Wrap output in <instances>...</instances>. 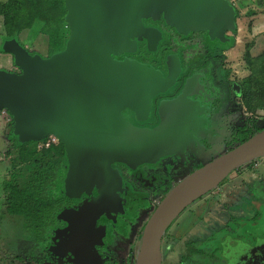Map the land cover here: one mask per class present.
Wrapping results in <instances>:
<instances>
[{
    "label": "water",
    "instance_id": "obj_1",
    "mask_svg": "<svg viewBox=\"0 0 264 264\" xmlns=\"http://www.w3.org/2000/svg\"><path fill=\"white\" fill-rule=\"evenodd\" d=\"M63 2L70 31L63 51L42 58L16 39L2 46L1 52L13 57L18 71L0 70V113L13 118V136L22 145L43 142L50 136L61 142L70 164L66 176L69 193L74 196L95 185L100 188V196L79 212L83 220L95 223L113 207L116 195L111 186L116 178L121 183L113 164L155 163L178 151L191 137L190 127L185 128L191 124L188 110L177 121L167 115L177 103L161 108L162 123L154 129L138 128L124 119L126 108L140 111L149 107L153 97L166 90L165 78L150 65L115 57L134 53V38H145L149 45L153 36L161 38L158 29L143 24L144 19L163 16L166 25L179 33L207 31L214 39L235 30L236 10L228 0ZM262 158L264 129L178 183L145 225L137 264H162L163 237L183 212L234 171ZM67 216L73 221V235L75 212L69 211Z\"/></svg>",
    "mask_w": 264,
    "mask_h": 264
},
{
    "label": "rangeland",
    "instance_id": "obj_2",
    "mask_svg": "<svg viewBox=\"0 0 264 264\" xmlns=\"http://www.w3.org/2000/svg\"><path fill=\"white\" fill-rule=\"evenodd\" d=\"M229 3L236 10L235 30L227 31L223 38L214 39L206 31L205 40L216 61L204 62L203 57H196L188 64V67L202 61L205 64L203 69L194 72V77L201 85V92L193 98L194 105L188 108L191 138L178 151L169 154V159L160 158L158 161L166 169L158 170V178L149 180L150 177H147L145 180H149L148 188L138 191L137 196L143 198L144 204L138 206L133 219L137 226L131 223L129 228L124 230L134 231L137 236L138 243L132 248L135 256L139 252L143 227L155 211L158 198L164 194L165 191L162 190L178 181L183 171L208 164L237 146L238 144H233L232 140L235 139L233 134L238 130H246L247 134L252 136L258 130L264 129V0H231ZM63 15L64 9L59 1L0 0V50L8 40V36L16 34L18 38L15 39H19L30 53L38 54L42 58H48L51 50L63 51L70 38V31L63 21ZM196 33L200 32L190 31L187 34H179L188 37ZM165 36L163 42L167 43L168 37ZM150 51L155 52L156 48ZM8 57L10 54L0 53V68L17 72L15 65H11V58L9 68L7 67L5 58ZM6 114L12 118L8 113ZM12 124L14 126L13 118ZM10 144L4 147V152L7 150L6 157L9 161L18 162L19 156L11 149ZM38 144L39 142L28 148L30 152L36 151L35 158L49 155L63 163L59 171V179L50 189L52 197L69 198L75 205V200L81 201L83 196L90 195L89 192L74 196L69 193L66 176L70 164L65 147L56 137L50 136L45 140L44 144H49V147L38 150ZM35 158L26 164H18L21 167L16 170L17 174L22 177L27 176L34 167ZM146 164L151 165V163ZM6 174L0 176V264H45V261L50 259L45 257L47 248L34 242L33 236L27 233L23 218L2 216V181ZM19 184L23 186L24 181L21 180ZM154 187L159 188L154 191L156 189H153ZM225 196L231 202L239 201L244 206L249 199L254 201L255 205L264 204V158L240 167L230 175L228 183L223 188L215 189L206 199L209 201L208 207H211L208 208L209 211L223 210L221 206L223 202H227ZM226 206L234 205L226 204ZM219 207L220 209H217ZM68 209L58 213L62 225L67 223L68 212L74 210ZM210 217L212 216L207 215V218ZM48 234L50 237L57 234V242H63L68 237L67 232L54 231V229H50ZM165 236L164 264H177V254L185 251L187 244L185 237L182 236L174 241L170 235ZM174 242H176L175 246ZM121 260L125 261L124 264L130 262L126 258Z\"/></svg>",
    "mask_w": 264,
    "mask_h": 264
},
{
    "label": "flooded vegetation",
    "instance_id": "obj_3",
    "mask_svg": "<svg viewBox=\"0 0 264 264\" xmlns=\"http://www.w3.org/2000/svg\"><path fill=\"white\" fill-rule=\"evenodd\" d=\"M143 24L146 27L158 29L162 37L153 36V44L151 45L145 38H134L132 41L137 45L135 52L122 53L115 59L120 61L133 60L150 65L160 71L165 79L169 77L172 71L177 73L175 81L171 82L164 92L154 96L149 107L144 106L140 111L126 108L122 112L123 117L135 127L154 129L162 123L163 111L161 108L166 103L176 101L182 94L186 93L190 102L185 108L179 105L167 111V115L175 121L180 119L178 115L194 105L193 98L201 92V85L194 77V72L203 69L204 62L216 61V57L213 56L205 40L206 31L184 37L177 33L174 28L167 26L163 18L158 21L143 20ZM165 35L168 37L167 43L163 42ZM153 48H156L155 52L150 51ZM196 57H203L204 62L188 67V64ZM232 141L233 144H240L236 138ZM168 155L164 156L165 158L161 157L163 158L161 160L169 159ZM158 160L151 165L146 163L138 166H128L123 163L113 164L112 167L118 172L121 183L116 178L111 186L113 187V194L116 195L113 207L111 210L100 214L95 223L83 220L79 212L100 196V188L97 185L88 191L90 195L87 197H82L83 193L87 191H81L83 200L82 198L81 201L75 200V205L74 201L69 198H59L67 199L68 202L60 208L58 213L63 209H74L75 233L71 235L70 231L73 221L68 218L67 223L62 225L57 213L55 225L46 230V240L37 242L33 237L35 243L41 246L45 245L47 248L45 257L50 259L45 261V264H124L125 261L121 258L130 261L127 264H137L138 254L135 256L134 250L132 251V248L138 243L137 236L134 231L125 232L124 230L129 228L131 223H134L133 219L136 216L138 206L144 204L143 198L137 196L139 195L138 191L147 189L148 181L159 177L158 170L166 169ZM204 165L202 164L193 170L183 171L178 181L162 190L165 192L158 198L159 202L156 204V208L183 176L188 177ZM147 177H150L149 180H145ZM229 177L225 183L223 182L218 187L219 189L228 183ZM158 188L154 187L153 189L156 191ZM211 193L185 210L165 233V235H170L174 241L183 236L187 242L185 251L177 254V264H264V204L255 205L253 204L254 201L249 199L244 206L239 201L231 202L225 196L227 202H223L221 206L223 210L213 212L212 210L209 211L211 207H208L209 201L206 200ZM243 199L246 200L247 198ZM226 204H233L234 206L228 207ZM185 214L187 215L185 216ZM207 215L212 217L207 218ZM50 229L65 231L68 233V237L63 242H57V234L54 237L49 236L48 231ZM165 235L162 240V264H164L163 244ZM175 244L176 242L173 243L174 246Z\"/></svg>",
    "mask_w": 264,
    "mask_h": 264
},
{
    "label": "trees",
    "instance_id": "obj_4",
    "mask_svg": "<svg viewBox=\"0 0 264 264\" xmlns=\"http://www.w3.org/2000/svg\"><path fill=\"white\" fill-rule=\"evenodd\" d=\"M49 1H59L62 3L64 9L63 21L66 23L65 17L67 11L63 0ZM15 38H18L16 34L8 36V40ZM17 40L22 45L20 40ZM58 52H60L58 49H54L49 54L51 56ZM0 53H2L1 50ZM233 135L240 143L251 137V134H247L246 130H238ZM36 144L28 143L20 145L17 138H13L10 146L19 156L16 163L26 164L35 158L36 151L30 152L28 148ZM33 164L34 167L27 176L22 177L15 170H12L3 178L2 216L23 218L27 233L31 234L37 242H43L46 240L47 228L55 225L56 214L68 201L67 199L54 198L50 195V189L55 186L56 181L59 179V171L63 166L62 161H57L49 155H42L39 158H35ZM21 180L24 181L23 186L19 184Z\"/></svg>",
    "mask_w": 264,
    "mask_h": 264
},
{
    "label": "crops",
    "instance_id": "obj_5",
    "mask_svg": "<svg viewBox=\"0 0 264 264\" xmlns=\"http://www.w3.org/2000/svg\"><path fill=\"white\" fill-rule=\"evenodd\" d=\"M228 1H231V0H228ZM10 58L12 61L11 65H14L13 57L10 55V57H8V59L5 58L6 65L8 68H9L8 64H9ZM0 70H6V69L0 68ZM9 70H6V71H9ZM13 138H14V136H13L12 118H10L6 113L1 112L0 113V151L2 153L0 152V176L4 175L6 173H9L12 170L16 171V170L20 169V167H21L16 162L14 163V162L9 161L7 159V157H6L7 154H5V152H7V150L4 152V147L7 146L8 143L10 144V142ZM20 145H22V144H20Z\"/></svg>",
    "mask_w": 264,
    "mask_h": 264
},
{
    "label": "bare ground",
    "instance_id": "obj_6",
    "mask_svg": "<svg viewBox=\"0 0 264 264\" xmlns=\"http://www.w3.org/2000/svg\"><path fill=\"white\" fill-rule=\"evenodd\" d=\"M212 35H213V34H212ZM176 78H177V73L174 72V71H172V72H171V75H170L167 79L164 80L165 85H166V89L168 88V86H170L171 82L175 81ZM189 102H190V101L187 99V97H186V93H184V94H182V95L178 98V100L173 101V102L166 103L165 105H166V107H170V106H173L175 103H177V104L180 105V106L186 107V105H188ZM184 120H185V119H184ZM185 121H186V120H185ZM174 125L176 126L177 124H174ZM189 126H190V124L185 125V128L187 129V127L189 128ZM187 133H188V132H187ZM186 138H187V136H186ZM186 138H185V139H186ZM185 139H184V140H185ZM184 144H186V143H183V144L181 145V147H183ZM75 190H76V188H75ZM76 192H77V191H76ZM79 192H81V191L79 190ZM79 192H77V193H79ZM69 217L71 218V213L69 214Z\"/></svg>",
    "mask_w": 264,
    "mask_h": 264
},
{
    "label": "built area",
    "instance_id": "obj_7",
    "mask_svg": "<svg viewBox=\"0 0 264 264\" xmlns=\"http://www.w3.org/2000/svg\"><path fill=\"white\" fill-rule=\"evenodd\" d=\"M44 142H45V141H43V142H39V144H38V146H37V149H38V150H41L42 148H45V147H49V146H50L49 144L45 145Z\"/></svg>",
    "mask_w": 264,
    "mask_h": 264
}]
</instances>
